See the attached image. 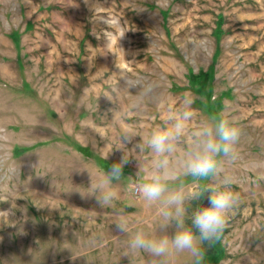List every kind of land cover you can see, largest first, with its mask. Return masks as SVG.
<instances>
[{"label": "rangeland", "instance_id": "rangeland-1", "mask_svg": "<svg viewBox=\"0 0 264 264\" xmlns=\"http://www.w3.org/2000/svg\"><path fill=\"white\" fill-rule=\"evenodd\" d=\"M186 96L197 119L227 113L241 129L236 158L201 182L238 197L203 264H264V0H0V211H15L0 216V264H149L124 255L115 222L163 234L158 205L136 192L151 156L135 145ZM121 146L130 162L101 207L91 178Z\"/></svg>", "mask_w": 264, "mask_h": 264}, {"label": "clouds", "instance_id": "clouds-1", "mask_svg": "<svg viewBox=\"0 0 264 264\" xmlns=\"http://www.w3.org/2000/svg\"><path fill=\"white\" fill-rule=\"evenodd\" d=\"M104 22L110 26L108 19ZM124 35L121 31L118 42ZM104 36L110 45L113 33L105 31ZM194 103L193 97L186 96L177 106L169 108L162 124L153 128L145 141L135 145L151 156L146 169L139 163L136 192L149 206L158 205L159 231L163 234H150L143 228L131 230L128 219L119 215L116 230L128 236L125 256L146 253L151 258L149 264H168L172 253L187 252L193 264H203L204 245L210 246L220 240L238 203V197L227 184L220 187L201 182L216 177L224 159L236 158L241 129L236 118L227 113L197 119ZM135 137L131 127L125 128L120 137L121 145L130 143ZM116 149L123 150V147ZM129 157L123 150L119 162L101 170L95 184L91 178L92 191L89 193L96 196L101 207L111 206L117 199V185L122 181ZM182 177H190L197 188L187 192ZM206 193L209 206L197 207L189 216L192 202L200 201ZM14 215L12 207L0 211V216L8 220ZM169 229L173 230L170 235Z\"/></svg>", "mask_w": 264, "mask_h": 264}, {"label": "water", "instance_id": "water-1", "mask_svg": "<svg viewBox=\"0 0 264 264\" xmlns=\"http://www.w3.org/2000/svg\"><path fill=\"white\" fill-rule=\"evenodd\" d=\"M209 206V202H208V199L207 197L203 200V202L200 204L199 207H207Z\"/></svg>", "mask_w": 264, "mask_h": 264}]
</instances>
